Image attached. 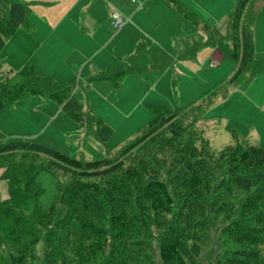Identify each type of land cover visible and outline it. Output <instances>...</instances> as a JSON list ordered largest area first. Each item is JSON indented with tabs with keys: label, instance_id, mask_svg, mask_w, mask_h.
Returning <instances> with one entry per match:
<instances>
[{
	"label": "rangeland",
	"instance_id": "obj_1",
	"mask_svg": "<svg viewBox=\"0 0 264 264\" xmlns=\"http://www.w3.org/2000/svg\"><path fill=\"white\" fill-rule=\"evenodd\" d=\"M7 1L11 3L12 0ZM19 1L33 7L34 0ZM3 3L5 0H0V6H3ZM256 3L257 1H254L250 6L249 11L252 14L247 16L248 27L252 16L255 15ZM45 9L41 6L34 8L39 16L48 13ZM176 17L177 20L173 22L174 30L179 34L183 32L192 34L196 31L202 38L197 39V42H202V46L195 56L176 61L159 71H144L138 76H127L119 88H114L110 82L87 85L83 79L86 71H82L81 66L71 65L75 57L73 51L81 50L89 55L95 52L98 45L103 44L105 49L98 57L99 60L107 59L105 64H111L114 51L115 55L121 58L126 41L116 36L117 31L110 30L111 32L103 34L98 41L94 37H82L71 30L65 34L50 33L45 25H41L36 33L19 28L20 30L16 31V35L0 53L2 72L4 74H8L9 71L32 72L36 77L49 78L63 87L74 84L72 95L82 102L81 115L85 122L81 124L67 115L63 108L64 104L56 99L44 94L31 93L0 110V140L4 144L37 143L82 160L105 157L113 159L123 147L147 130L155 118V109L165 107L179 115L184 128L180 142L191 143L201 152V158H206L213 164H224L221 156L238 142L264 146V71H258L259 76L256 77L254 73L256 70H250L242 80L233 83L230 80L236 63L228 57L226 50L206 45L207 38L202 32L197 31L180 15L177 14ZM205 19L213 26H217L215 18ZM156 38V33L149 38L150 47L156 48L155 43L158 42ZM36 39L46 40L39 50L35 44ZM215 41L220 45L223 43L220 34L215 36ZM229 48H232L231 45ZM171 54L174 56L173 52L169 55ZM66 58L69 59L67 63L64 62ZM210 58L220 59V64L211 66L208 62ZM146 59L145 57L141 60L142 65L146 63ZM130 69L140 70L135 61ZM24 83L22 81L15 86L20 87ZM96 118L102 119L109 127L111 130L109 135L102 138L99 136ZM162 142L161 136L155 137L149 149L164 152ZM27 145H20L22 148L20 153L10 157V162L0 163L4 165L0 167L2 205L8 204L14 195L19 194L13 192V189L16 190L19 183L15 177L26 176L20 167L23 165L22 159L26 157V150H29ZM149 149L146 153L150 151ZM167 149L178 148L168 141ZM147 155L154 161L150 154ZM45 159V165L38 166L36 175H33L34 192L30 193L35 199L34 207L22 206L26 207L29 218L24 221L15 220L14 217L6 215V208L2 207L8 219L0 223V264H20V261L16 263L15 259L21 255L25 264H60L65 260L71 264H118L116 260L122 257L115 254L113 256L116 231L113 228L112 215L120 210V204L123 202H119L116 208L117 201H111L100 214L103 226L111 234L104 254L94 255L83 250L75 251L73 241L76 239L79 242L84 241L80 238L81 229L74 225L71 215L73 209L68 208V201L75 186L70 185L66 189L62 185L59 186V183L69 179V175L65 173L67 170L58 165L50 170L47 166L48 158ZM140 160L143 161V158ZM15 163L20 164L13 168ZM155 164L154 166L142 164V168L150 167L156 172ZM177 165L178 162H173L169 166L170 168L174 166L173 173L178 168ZM238 173L237 176L241 179H252L245 172ZM262 175L264 171L252 176L258 181L260 180L258 177ZM73 177L77 178L75 174ZM31 178L32 176L29 179ZM103 182L99 180L100 184ZM23 186H26V182ZM230 188L229 184H224L210 196L209 203L206 204L207 231L204 232L205 236L200 246L183 249L187 264H220L233 256L245 254L242 249L247 245L235 243L238 226L234 224L233 219L236 213L246 208V201L252 199L243 193L245 192L243 188L235 190L238 197H232ZM256 194L260 196L262 193ZM256 207L264 209V204L257 203ZM129 212L139 217L137 226L143 229L139 212L132 208ZM152 217L154 218V215ZM148 230L149 232L143 230V241L139 244H144L147 259L152 264H163L159 246L164 232L157 231L153 225H150ZM22 231L30 233V238H21ZM36 243L38 245L35 248L33 245ZM123 263L128 264L129 260L126 259Z\"/></svg>",
	"mask_w": 264,
	"mask_h": 264
},
{
	"label": "trees",
	"instance_id": "obj_2",
	"mask_svg": "<svg viewBox=\"0 0 264 264\" xmlns=\"http://www.w3.org/2000/svg\"><path fill=\"white\" fill-rule=\"evenodd\" d=\"M171 4L185 20L202 29L207 34L213 35L216 31L193 11L182 0H166ZM257 0H240L230 18V30L232 31V48L230 57L238 62V66L231 78L233 83L243 79L248 72L254 54L253 21L247 24L251 4ZM0 6V53L6 42L19 28L31 30V7L22 1L5 0ZM252 14V13H251ZM250 14V15H251ZM0 60V110L12 105L15 101L27 97L31 93L44 94L64 104L67 115L83 124L85 119L81 115L82 102L72 95L73 86L63 87L49 78L36 77L32 72H12L4 74L1 70ZM130 68H119L90 77L89 83L108 80L114 88H119L122 80L128 74L133 73ZM25 82L16 87L15 84ZM155 118L149 124L147 130L138 138L123 147L113 159L108 157L95 160H82L50 147L31 143L13 142L4 144L0 140V163L11 161L14 154L20 153V145L28 144L26 157L22 159L20 167L25 177H15L19 181L17 189L19 197L13 196L6 205L0 204V223L12 216L15 220L28 219L26 207H34V200L30 192L34 186L35 175L38 166L45 165V157L48 158L47 166L50 170L56 165L69 171V179L59 183L64 189L74 185L68 201L74 225L81 229V237L84 241H73L75 251H86L89 254L103 255L111 234L103 226L102 210L108 204L116 200L120 210L112 215L113 228L116 231L114 238V254L122 258L116 260L118 264H152L147 259L148 254L142 243L144 232H149L150 225L157 231L164 232L159 255L163 264H187L183 249L200 246L206 229V204L210 196L224 184H229L231 196L238 197L235 190L242 189L246 196L252 200L246 201V208L235 214L233 222L238 229L235 233V243L247 245L242 249L244 253L236 257L222 261L220 264H264V209H258L257 203L264 204V175L255 181L253 174L264 171V146L251 145L247 142H238L221 158L224 164L211 163L206 158H201V152L191 143H182L180 138L184 128L180 122L178 113L165 107L155 109ZM98 134L102 138L110 133L105 122L96 118ZM108 134H104V133ZM161 136L164 152L151 151L150 143L155 137ZM168 141L178 149H167ZM151 148V147H150ZM150 150L146 153V150ZM154 161H151L149 155ZM147 155V157H145ZM38 156V158H37ZM41 156V157H39ZM8 157V158H7ZM143 158V161L140 159ZM8 159V160H7ZM149 160V162L147 161ZM152 162V163H151ZM178 162L173 173L171 164ZM147 163V164H146ZM156 163V164H155ZM20 163H15L13 168ZM156 165V172L142 168ZM17 165V166H16ZM4 165H0L2 167ZM52 166V167H51ZM153 168V167H152ZM11 169V168H10ZM245 172L247 179H241L238 172ZM236 172V175H235ZM73 174L77 178L73 177ZM34 175V176H33ZM12 177V174L10 175ZM32 176L31 179H29ZM168 176V177H167ZM178 178V179H177ZM218 179H220L218 181ZM99 180L104 181L103 184ZM26 186L24 187V183ZM18 190V191H17ZM262 193L260 196L256 193ZM235 194V195H234ZM117 195V197L115 196ZM225 198V197H224ZM33 203V204H32ZM8 205V206H7ZM5 207V215L2 207ZM138 211L141 217V226L138 228L139 217L132 215L130 209ZM176 210V212H175ZM154 215V218L152 217ZM25 222H27L25 220ZM149 227V228H148ZM21 238H30V233L22 231ZM37 243L33 246L36 248ZM146 248V247H145ZM72 249V247H71ZM247 252V253H246ZM79 254V253H78ZM22 256V255H21ZM17 257L15 262L25 264L22 257ZM22 260V261H21ZM60 264H71L62 261Z\"/></svg>",
	"mask_w": 264,
	"mask_h": 264
},
{
	"label": "crops",
	"instance_id": "obj_3",
	"mask_svg": "<svg viewBox=\"0 0 264 264\" xmlns=\"http://www.w3.org/2000/svg\"><path fill=\"white\" fill-rule=\"evenodd\" d=\"M182 1L207 23L209 22L205 19L206 17L216 19L217 26L209 24L215 29L216 35H221L223 40L221 45L219 42L213 40L212 34H207L202 29L185 20L166 0H34L33 7L28 4L32 7L31 23L33 27L31 30L22 29L27 32L36 33L37 30H40L41 25H45L51 31L50 33L65 34L71 30L82 37H94L98 41L103 34L109 33L112 30L117 31L118 34L116 36L126 41L125 51L121 52V58L116 56V52L114 51L115 54L111 57V64H105L107 59H98L105 49L104 44L98 45L95 52L89 55L81 50L79 52L73 51V56L75 57L73 58L74 61H71V65L76 67L81 66L83 68L82 71H86L83 79L87 85H98L104 82L112 84L108 80L94 83H89L88 81L90 77L100 73L115 71L123 67L130 68L133 65V61H135L137 68L141 71L134 70L133 73L125 77L138 76L144 71H159L162 67L171 65L176 61L193 58L202 46V42H197V39H200L201 36L196 31L192 34L185 32L179 34L174 30L173 22L177 20V14L195 27L197 31L205 35L207 38L206 45L225 49L228 57H230L231 48H229V45L232 47V39L229 23L231 15L240 0ZM35 6L37 8L38 6L46 8L45 10H48V13L45 12L43 16L37 15L34 10ZM254 7V54L248 72L256 70L254 73L258 77V71H264V0H257ZM115 12H120L124 19L127 20L120 30L114 29L111 25L112 15ZM155 33L157 34L156 39L158 42L155 43L156 48H152L148 42L149 38ZM12 37L7 40L6 44ZM45 42L46 40L40 41L36 39L35 44L38 45V50ZM172 52L174 56L172 54L169 55ZM145 57L147 61L145 60L146 63L142 65L141 60ZM68 60L66 58L64 62L67 63ZM214 61H217L216 64H213ZM220 61V59L210 58L208 62L211 66H217L220 64ZM233 61L236 63L235 68H237L238 62Z\"/></svg>",
	"mask_w": 264,
	"mask_h": 264
},
{
	"label": "built area",
	"instance_id": "obj_4",
	"mask_svg": "<svg viewBox=\"0 0 264 264\" xmlns=\"http://www.w3.org/2000/svg\"><path fill=\"white\" fill-rule=\"evenodd\" d=\"M127 20L124 19L120 12H115L112 15L111 25L114 29L120 30L126 23ZM217 61H214L213 64H216Z\"/></svg>",
	"mask_w": 264,
	"mask_h": 264
}]
</instances>
